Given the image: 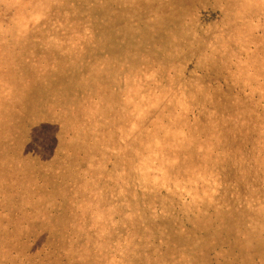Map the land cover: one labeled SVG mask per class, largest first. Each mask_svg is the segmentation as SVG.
Here are the masks:
<instances>
[{"label":"rangeland","instance_id":"rangeland-1","mask_svg":"<svg viewBox=\"0 0 264 264\" xmlns=\"http://www.w3.org/2000/svg\"><path fill=\"white\" fill-rule=\"evenodd\" d=\"M0 264H264V0H0Z\"/></svg>","mask_w":264,"mask_h":264}]
</instances>
